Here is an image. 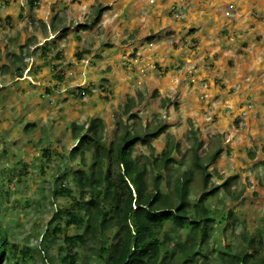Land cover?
I'll return each mask as SVG.
<instances>
[{"label": "rangeland", "instance_id": "374dc122", "mask_svg": "<svg viewBox=\"0 0 264 264\" xmlns=\"http://www.w3.org/2000/svg\"><path fill=\"white\" fill-rule=\"evenodd\" d=\"M43 3H26L28 13L21 9L22 12L18 10L17 14L11 15L5 14L8 1L0 0V224L8 232L9 239L17 242L23 253L26 252L25 256L19 254L18 262L15 263V259L9 264H47L43 254L38 252L46 244H49V254H56L63 241L62 233L50 241L46 229H52L56 223L64 227L63 219L59 217L63 218L62 210L70 206L71 200L68 195L55 194L53 189L64 183L74 193L78 192L73 170L81 166L80 158L83 157L69 158L70 148L76 141L71 123L97 116L105 120L106 142L118 137L124 128L120 124L122 121L139 129L165 124L160 135L147 143H136L132 152L137 159H151L168 145L179 143V148L172 151L173 161L167 168L160 169L163 190L172 189L176 178L189 167L192 150L196 147L205 162L212 152L221 148L222 153L208 164L211 178L207 189L218 187L215 193L207 196L206 205L220 212L218 219L210 224L207 244L212 253L209 256H214L218 247L233 251L247 247L253 251L256 244L247 238L264 240V135L255 136L256 127L247 123L246 111L238 117L236 124L232 122L234 133H220L213 108L197 109L198 113L194 114L190 101L189 105L180 104L183 96L191 90L188 79L184 80V87L177 88L182 96L178 93L175 96L171 87L156 92L141 84L133 88L132 97L128 95L124 100L95 89V95L91 93L78 98L81 107L75 102H58L59 94L50 87L43 73V70H51L47 57L52 49L44 54L42 45H37L40 41L37 33L42 32L44 23L43 18L38 19L33 12L36 10L39 14ZM81 25H85L84 29L89 26ZM121 40L117 44L126 47ZM139 48L138 45L129 47L130 55L119 48L120 58L116 62L128 60L131 64L134 58H138L136 51ZM14 54L21 57L16 60ZM16 62L24 63L22 76L16 71ZM71 84L69 90L75 91L78 86ZM90 86L87 87L90 89ZM203 87L206 88L207 83H203ZM202 96L207 97V93ZM127 102L132 103L130 114L133 119L128 118L123 109ZM206 103L211 105L210 101H204L201 106ZM246 127L248 137L242 138L236 130ZM195 138L197 142L193 144ZM199 141L201 145H198ZM45 148H49L47 154L43 153ZM84 157L88 166L91 152H86ZM150 163L146 174L149 187L156 172ZM225 180H228L227 187L221 185ZM189 190L191 202L205 191L198 169L194 171ZM67 230L73 234L78 231L74 226ZM262 245L263 251L264 243Z\"/></svg>", "mask_w": 264, "mask_h": 264}, {"label": "crops", "instance_id": "0c3cea01", "mask_svg": "<svg viewBox=\"0 0 264 264\" xmlns=\"http://www.w3.org/2000/svg\"><path fill=\"white\" fill-rule=\"evenodd\" d=\"M6 1L5 14L11 15L18 10L28 13L26 3H32ZM41 1L40 13L33 12L44 23L42 32L37 33V45L46 43L44 54L52 49L47 57L51 70L43 73L59 94L58 102H75L81 107L78 87L89 84L84 97L95 95L97 89L124 100L141 84L157 92L171 87L176 96L177 88L184 87L188 79L191 90L180 104L189 105L190 101L194 114L213 108L220 133H234L232 122L236 124L246 111L247 123L256 127L255 136L264 135V0L33 2ZM100 5L107 7L98 20L95 17ZM78 24L89 26L78 29ZM64 27L68 30L61 33ZM119 39L128 47L118 45ZM136 45L140 46L136 51L139 60L134 58L132 65L128 60L116 62L119 48L130 55L129 47ZM81 50L88 52L77 57ZM71 83L78 86L75 91L69 90ZM203 83H207L206 88ZM204 92L207 97L202 96ZM204 101L211 105L201 106ZM239 130V136L248 137L247 127Z\"/></svg>", "mask_w": 264, "mask_h": 264}, {"label": "trees", "instance_id": "16d2710c", "mask_svg": "<svg viewBox=\"0 0 264 264\" xmlns=\"http://www.w3.org/2000/svg\"><path fill=\"white\" fill-rule=\"evenodd\" d=\"M106 7L98 6L97 19ZM83 26L79 24L77 28ZM67 29L63 28L62 32ZM86 51L81 50L77 55L80 57ZM20 57L14 54V59ZM18 62L16 71L20 76L24 63ZM123 109L133 119L132 103L127 102ZM120 124L124 128L118 137L106 142L102 118L90 117L71 123L76 141L70 148L69 158L83 156L81 166L73 170L78 192L74 193L64 183L53 189L55 194L68 195L71 204L63 208V218L59 215L64 227L56 223L52 229H46L50 241L59 232L63 236L56 254H49V244L38 249L47 264H264L261 249L264 240L260 238H247L256 244L253 251L247 247L238 251L218 247L215 255L209 256L212 253L207 244L210 224L218 219L220 212L206 205L207 196L218 187L207 189L211 178L208 164L219 156L221 148L212 152L205 162L196 147L189 167L176 178L172 189L163 190L160 169L173 161L171 154L179 148V143L168 145L151 159H136L132 153L136 143L144 144L160 135L165 124L145 129L129 126L126 121ZM196 142L197 138L193 144ZM48 151L45 148L43 153ZM86 152H91L92 158L88 166ZM149 161L156 170L150 187L146 180ZM196 169L201 172L205 191L191 202L188 195ZM221 185L227 187L228 180ZM72 226L78 229L74 234L67 230ZM9 238L0 224V264H9L15 259L18 262L20 253L25 256L26 252Z\"/></svg>", "mask_w": 264, "mask_h": 264}, {"label": "clouds", "instance_id": "9594fccd", "mask_svg": "<svg viewBox=\"0 0 264 264\" xmlns=\"http://www.w3.org/2000/svg\"><path fill=\"white\" fill-rule=\"evenodd\" d=\"M3 1H6V0H3ZM26 1H27V2H29V1L33 2L34 0H26ZM64 28H65V27H64ZM62 30H63V29H62ZM62 30H61L60 32H61V33H64V31L62 32ZM67 30H68V29H67ZM45 45H46V44H45ZM45 45L42 44V47H41V48H42V52H43V50H44L43 48H44ZM44 51H45V50H44ZM78 52H79V51H78ZM78 52H77V53H78ZM86 52H88V51H86ZM43 53H44V52H43ZM83 54H85V53H83ZM83 54H82V55H83ZM82 55H81V56H82ZM81 56H80V57H81ZM77 57H79V56L77 55ZM153 67H156V64H155V63L153 64ZM20 76H22V75H20ZM58 80L60 81L61 78L59 77ZM78 89H79V91H80V93H81V94H80V97H82L84 94H86V93H87L86 91L89 90V88H88L87 86H85V87H81V86H79ZM156 91H157V90H156ZM98 117L102 118L101 116H98ZM102 119H103V118H102ZM103 120H104V119H103ZM104 121H105V120H104ZM78 123H80V122H78ZM128 125H129V124H128ZM131 126H133V124H132ZM141 144H142V143H141ZM136 159H137V158H136Z\"/></svg>", "mask_w": 264, "mask_h": 264}, {"label": "built area", "instance_id": "2783aa9c", "mask_svg": "<svg viewBox=\"0 0 264 264\" xmlns=\"http://www.w3.org/2000/svg\"><path fill=\"white\" fill-rule=\"evenodd\" d=\"M226 14H230L229 12H227Z\"/></svg>", "mask_w": 264, "mask_h": 264}]
</instances>
